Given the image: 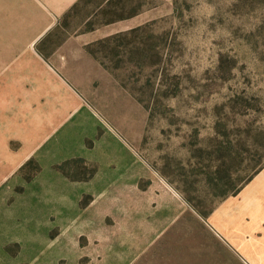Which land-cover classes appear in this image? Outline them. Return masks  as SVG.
<instances>
[{
  "label": "rangeland",
  "instance_id": "374dc122",
  "mask_svg": "<svg viewBox=\"0 0 264 264\" xmlns=\"http://www.w3.org/2000/svg\"><path fill=\"white\" fill-rule=\"evenodd\" d=\"M10 6L0 264H264V0Z\"/></svg>",
  "mask_w": 264,
  "mask_h": 264
},
{
  "label": "crops",
  "instance_id": "0c3cea01",
  "mask_svg": "<svg viewBox=\"0 0 264 264\" xmlns=\"http://www.w3.org/2000/svg\"><path fill=\"white\" fill-rule=\"evenodd\" d=\"M79 0H9L11 13L24 15V19L29 21L33 27V34L24 35L32 39L28 44L33 50V44L42 38L44 34L52 28L58 18L63 16ZM16 3V6H13ZM30 12V13H29ZM2 14V12H1ZM264 175V174H263ZM254 184L251 188H255ZM249 194H251L248 191Z\"/></svg>",
  "mask_w": 264,
  "mask_h": 264
},
{
  "label": "trees",
  "instance_id": "16d2710c",
  "mask_svg": "<svg viewBox=\"0 0 264 264\" xmlns=\"http://www.w3.org/2000/svg\"><path fill=\"white\" fill-rule=\"evenodd\" d=\"M131 16V15H130Z\"/></svg>",
  "mask_w": 264,
  "mask_h": 264
}]
</instances>
